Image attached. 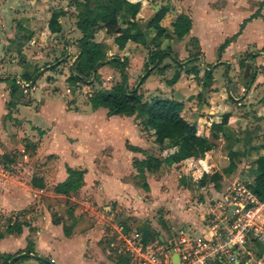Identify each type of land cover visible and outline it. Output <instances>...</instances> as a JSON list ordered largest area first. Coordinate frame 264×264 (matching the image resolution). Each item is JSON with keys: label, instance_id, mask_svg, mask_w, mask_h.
Listing matches in <instances>:
<instances>
[{"label": "crops", "instance_id": "0c3cea01", "mask_svg": "<svg viewBox=\"0 0 264 264\" xmlns=\"http://www.w3.org/2000/svg\"><path fill=\"white\" fill-rule=\"evenodd\" d=\"M129 1L141 3L136 18L143 19L146 23L161 7L152 5V2L156 0ZM181 2L186 3L187 10L174 9L171 3L163 5L168 11L160 25L171 32V24L175 18L179 14H185L191 18L189 32L181 38L173 35L172 38L166 39L157 38L155 31L150 29L154 48H171L172 42L176 40L181 50V58L177 59L189 61L188 66L195 65L199 70V77L204 76L205 70L209 69L213 72L218 64L225 63L229 69L232 65L238 72V80L233 81L232 106L225 101L214 102L216 98L211 95L208 102L209 108H203L208 115L206 117L208 127L203 136L210 140L212 139L211 124L219 123L224 114L229 116L221 134L213 140L214 147L202 156L177 162L165 168L160 174L145 172L149 189L144 190L134 183L137 172L132 163L133 159L141 160L147 155L163 157L172 153L175 148L168 147L167 153H163L165 149L163 150L162 146L155 142L152 131L141 124V116L138 120L132 119L136 113L131 116L123 114L109 116L104 107L91 108L92 112H90L71 108L65 103L61 108L64 113L62 116L79 117L84 121H80L79 125L67 126L59 116L49 110L46 111L47 107L43 105L41 97L36 104L35 100L30 104L19 101L15 96L20 89L13 95L10 94L13 79H0V157L5 155L13 160L14 154L18 162L24 165L22 173L10 175L0 173V229L8 219L17 218L25 223L19 234L5 235L0 238V254L14 255L24 250L28 242H32L34 254L45 257L54 264H137L133 258L121 253L119 246L113 245L116 244V239L121 233L134 236L141 242L143 227L146 225L157 233V237L144 246L153 249L163 264H178L177 248L186 246L180 241L193 243L197 239L218 241L223 238L209 212L214 208L218 211L223 194L235 179L255 175V159L264 154V142L260 145L256 144L260 141L257 138L261 136L252 137L253 132L260 135L264 129V13H257L258 8L255 10L256 6L252 5V11L248 16L238 19L237 26L229 35L221 36L216 47L217 62L213 65L205 60V52L201 45L202 38L198 30L200 22L210 24L206 18L207 12L199 19L195 15L194 0ZM227 4L216 5L218 11L214 15L211 14L216 25L222 26L225 23ZM149 6L153 7L154 12H149L147 9ZM62 10L65 11V9ZM255 13H257L256 16L244 24L240 34L219 53L218 49L222 42L237 33L242 21ZM65 16L66 14L61 16L59 22ZM74 28L78 36L79 30ZM99 33L102 34V39L99 41L102 42L108 54L120 53L121 58L128 60L130 65L128 72L137 61L142 66V56L135 54L131 48L136 50L137 46L145 43L146 36L144 42L128 41L120 50L113 42V38L106 36L104 30H100ZM109 40H112V47L109 46ZM192 40L199 49L195 54L189 50ZM167 41L170 43H166ZM236 42L242 44L238 51L239 56L248 52L254 54V58L243 60L239 57L234 64L227 61L238 53L232 52ZM72 46L77 48L76 43ZM112 49L116 53L112 52ZM184 54L187 57L183 59ZM188 55L194 56L188 57ZM164 59L157 68L159 73L156 71L160 77L162 74V77L157 79L158 83L151 87L149 85V78L153 75L155 68L147 79L148 92L156 91L159 88L157 86H160L165 88V91L173 93L183 82V86H186V89L192 92L191 94H197L198 88L202 85L197 84L183 71L174 84L167 83V80L179 68L173 59L172 62L163 65ZM73 60L74 58L72 62ZM199 62V66L203 65L204 69L199 68ZM210 65H212L211 68H208ZM186 66L184 65V68ZM168 70L171 72L169 73ZM166 73H169V77L165 78ZM163 80L165 85L162 84ZM128 84H131V79ZM212 84L214 81L209 85ZM69 88L72 86L69 85ZM195 88L196 92H194ZM214 88H216L215 85ZM35 89H38V86L37 88L35 86ZM153 97L160 96L154 94ZM8 103L11 104L8 105ZM99 111L105 122L102 125L92 122ZM245 111H255L252 114L254 117L257 116L261 123L255 131H249L250 136L246 143L237 133L241 128L236 127L242 122L241 115ZM36 117L39 118L35 119ZM200 120L202 122L203 117ZM231 134L234 136L233 139L229 138ZM252 139H256L255 145L249 143ZM241 140L244 143H241ZM227 143L228 147L235 152H243V146L247 148L243 157L233 160L234 166L230 163L228 156H226L228 160L226 165L220 166L218 163L223 151L222 147H226ZM129 146L138 148V151L131 150ZM250 155L256 158L249 162L244 161ZM67 168L84 171L82 184L75 190L65 193L56 192L55 187L68 177ZM215 172L220 175L217 180L210 177ZM204 174L207 177L202 181ZM34 179L37 184H34ZM224 188L226 190L223 191ZM64 224L67 226L68 233L64 230ZM195 235L198 237H194ZM34 254L31 253L27 259L13 262L11 259L9 263L40 264L33 257ZM175 254H177L176 263L174 262ZM208 264H264V242L254 240L245 245H232L229 249H224L217 257L210 259Z\"/></svg>", "mask_w": 264, "mask_h": 264}, {"label": "rangeland", "instance_id": "374dc122", "mask_svg": "<svg viewBox=\"0 0 264 264\" xmlns=\"http://www.w3.org/2000/svg\"><path fill=\"white\" fill-rule=\"evenodd\" d=\"M72 1L75 0H0V79L7 80L11 78L13 79V84L17 83V91L20 89V92L16 93L15 98L19 101L22 100V102L30 104L35 100L36 104L38 103V98L41 97L43 100V105L47 107L46 111L48 112L49 110L53 114L59 116L60 120L63 121L64 125L67 126L74 124L79 125L80 121H84L80 120L79 117L75 118L73 116L67 115L62 116L64 113L62 112L61 108L64 107L65 103L74 109L76 108L90 111L91 107L84 97V93L86 91H94L97 89L109 91L113 85L120 83L121 81L119 71L115 65L113 63H108L105 68L100 67L98 69L96 80L89 87L79 84L78 86L69 88L66 77L69 74V68L71 66L72 59L75 58L77 53V48L72 45L76 42L77 37L81 35L78 31L77 36L76 30L74 28L77 8H75L74 5H71ZM181 1L182 0H156L152 2V5H159L160 7L164 4L168 5L171 3V6H173L174 9L187 10L186 3ZM213 1V4L215 5L212 4ZM254 1L255 0H194V6L196 9L195 15L200 19V17H204V14H206L205 12H207L208 15H206V18L210 23L208 24L205 22L204 24L200 22V29H198L202 38L201 45L205 52V60L208 64H216V47L219 39L223 34L229 35V33L235 29V26H237L236 21L238 19L248 16V14L252 11V5L256 6L255 10L258 8L257 13H264V0H259L258 2ZM188 2H193V0H188ZM222 4H227L225 7L227 18L225 23L220 26L214 23L212 20V15L218 11L216 5L221 6ZM58 9H65L66 16L60 21L62 30L59 33L52 34L49 31L47 24L52 11ZM147 9L149 12H154L152 6L147 7ZM138 21L145 33L146 41L135 48L137 51L131 48L135 54L142 56V66L137 61V63L132 65L130 72H128V67L130 68V65L128 60L125 58V65L127 66L125 72L127 78H129V80L131 79V84H129L130 87L134 86L137 80L142 75H144L148 54L155 46L152 38H150V29L145 26L146 21L143 19H138ZM99 32L100 31H98L95 35L96 41L102 39V34ZM106 36L108 37L107 34ZM111 41L112 40L108 41L110 42V47L113 45ZM193 41L194 40L190 42L189 50L195 54L199 49H197L196 44ZM176 42V40L172 42L173 46L176 48L171 46L170 49L177 56V58L180 59V45L176 44ZM166 43H170V41H167ZM241 46L242 44H237L236 42L232 52H238L241 49ZM175 49L177 50L175 51ZM112 52L116 53V51L113 49ZM119 54L109 55L120 57ZM250 55V53L246 52L239 56L238 52L236 55H234L235 57L228 59L227 61H230L231 64H234L237 63L239 57L243 58V60H246L251 58ZM182 56L183 59L187 57L185 54ZM189 56L190 55H188V57ZM172 61V58L168 56L164 59L163 65ZM199 65L200 62L198 63V66ZM158 67H154L155 70L153 75L151 76L149 74L146 77L144 82L139 86L138 92L141 93L144 101H150L154 94L160 96L158 98L173 97V99L183 101L184 108L182 115L189 122L196 124L198 134L204 135L206 133V128L208 127L206 117L208 115L206 112H204L203 108H209L208 102L210 101L211 95L216 98L215 101L213 100L214 102L219 103L220 101L223 103L225 101L226 104L232 106L231 93L234 91L233 81L236 79L238 80V72L234 70L232 65L229 69L227 63L218 64L212 72L213 78L210 83L214 81V84L209 85L210 83H208L209 86L207 85V88L203 84H200L202 86L198 88L199 92L197 94H191L192 92L190 90L188 91L186 86H183V82L182 84H179L177 91L173 93H170L171 91L168 92V90L165 91V88H160V86H157L159 88H157L156 91L148 92L146 89L148 85L147 83L150 81L149 85L151 87V85L158 83V77L159 79L162 77V74L161 77L159 76L160 74L157 75V72L159 73V69H157ZM174 67L175 65L173 68ZM200 67L201 66H199V68ZM201 68L204 69L203 65ZM168 71L169 73L171 72V70ZM169 73H166L165 78L169 77ZM25 75L27 77L32 75V80L29 81L28 78L25 79ZM149 76L151 77L149 78ZM148 78L149 81L147 82ZM185 82L186 79L184 84ZM193 83L196 85L195 82ZM162 84H166L164 80ZM214 85L216 88H214ZM35 86L36 88L38 86V89H35ZM203 90H206L204 98H202V95H200ZM194 92H196V88ZM224 98H226V100ZM252 113L254 114L255 111L243 112L241 115L243 120L239 126H236L237 128H241V130L237 133L239 134L240 139L243 138L242 140L245 141V143L249 139V131H255L257 129L256 127L261 124L258 121L259 118H257V116L254 117ZM102 116L103 115L99 111L96 118L93 119L92 122H95L96 125L104 124L105 122L104 119H102ZM140 116L141 115L139 113H136L132 119L138 120ZM202 117L203 121L201 122L200 118ZM38 118L36 117L35 119ZM86 122L88 123V121ZM230 136L231 137L229 138L233 139V134ZM253 136H261L260 138H257V140L260 141L256 142V144L260 145V143L264 142V129L260 135H256L253 132L252 137ZM243 141L241 143H244ZM254 141H256V139H252V141L249 143L253 145L255 143ZM167 145L168 143L165 142V144L162 146V149H165L163 153L166 152V149L168 148ZM217 146H219V143H217ZM222 148L223 151L218 161L220 166L226 165V163H228L226 157L229 149L228 143L226 144V147ZM243 148V152L247 150V148L244 146ZM13 157H15V159L11 160L9 164L11 170L10 174H16L18 172L22 173L24 171V165H22L21 162H18L16 155L14 156L13 154ZM255 158L256 156L250 155L247 157V159H244V161L247 160L249 162ZM1 161L2 160H0V163ZM254 177V175L249 177L243 176L242 178L238 180L235 179L234 181H243L246 183L248 179L253 180ZM224 190L226 189L224 188L223 191ZM194 237L198 236L195 235Z\"/></svg>", "mask_w": 264, "mask_h": 264}, {"label": "trees", "instance_id": "16d2710c", "mask_svg": "<svg viewBox=\"0 0 264 264\" xmlns=\"http://www.w3.org/2000/svg\"><path fill=\"white\" fill-rule=\"evenodd\" d=\"M77 8L75 14V27L80 31L81 35L76 40L78 52L71 63L69 74L66 78L67 83L72 86L86 85L89 87L97 76V71L105 64L113 63L119 71L120 83L111 87L109 91L104 89L88 90L84 93V97L92 109L104 107L107 109L109 116L115 114H123L127 116L139 113L141 115V124L155 135V142L159 146L168 143L169 148H175L172 153L164 157L147 155L144 159H133V166L136 169L134 183L144 190H148L145 172L160 174L167 167L180 162L190 157H199L208 152L214 147L213 140L217 139L221 134L223 127L228 122V115L224 114L219 123H212L210 126L211 140L197 133L195 123H191L182 115L184 108L183 101L172 98L153 97L150 101H144L142 95L138 92L139 86L144 82L154 67H158L162 60L166 57H171L179 70H176L173 76L167 80L168 84H174L180 77L181 72H185L190 78H193L197 84H203L205 87L212 81V71L205 70L204 76L199 77V70L195 65L188 66V62L177 59L170 48L160 49L159 47L152 49L145 64L144 75H142L134 86L128 84L127 75L125 72V58L118 56H110L103 48L102 42L96 41L95 35L98 31L104 30L108 36L113 38V42L121 50L125 47L128 41L144 42L145 33L141 28L137 13L140 10L141 3L131 2L129 0H75L72 4ZM168 9L161 6L155 15L145 23L148 29H153L157 38L170 39L172 36L178 38L183 37L191 28V18L185 14H179L171 24L172 31L168 32L166 28L160 25L162 18ZM64 10L55 11L51 14L47 27L53 34L61 31L59 18L65 15ZM244 19L239 26V30L232 37L226 38L220 45L218 52L220 53L224 47L236 36L240 34L244 24L249 22L256 16ZM194 56V55H192ZM190 56V57H192ZM254 58V54L250 55ZM184 65H187L184 68ZM212 65L208 66L211 68ZM25 79L32 80V75L24 76ZM250 77L249 82L251 81ZM17 90V85L13 84L10 87V94L13 95ZM201 95V94H200ZM11 103H8L10 105ZM133 151L138 148L129 146ZM245 152V151H244ZM244 152H235L228 149L227 156L230 163L234 166V159L243 157ZM5 164H10L11 160L7 156L0 157ZM255 177L250 185L253 194L257 199L264 200V154L255 159ZM67 179L55 187L56 192H68L75 190L82 184L83 170L67 168ZM207 175L202 176V181ZM211 179L217 180L220 175L218 172L213 173ZM34 184L35 179L33 180ZM37 184V183H36ZM25 223L19 219H8L6 224L0 229V238L5 235L19 234ZM64 230L68 233L67 226L63 225ZM157 237V233L148 226L143 227V236L141 242L143 245ZM34 254L32 242H28L24 250L19 251L14 255L0 254V264H12L13 261L27 259L30 254ZM33 257L40 264H54L49 259L37 256ZM12 260L11 263L9 261Z\"/></svg>", "mask_w": 264, "mask_h": 264}, {"label": "built area", "instance_id": "2783aa9c", "mask_svg": "<svg viewBox=\"0 0 264 264\" xmlns=\"http://www.w3.org/2000/svg\"><path fill=\"white\" fill-rule=\"evenodd\" d=\"M10 171V165L1 161L0 173L10 175ZM250 180L246 183L234 181L223 194L218 211L214 208L209 212L223 238L218 241L197 239L193 243L180 241L186 246L177 248L178 264H208L210 259L232 245H245L254 240L264 242V200L253 194ZM115 245L137 264H163L153 249L145 247L134 236L121 233Z\"/></svg>", "mask_w": 264, "mask_h": 264}, {"label": "water", "instance_id": "95a60500", "mask_svg": "<svg viewBox=\"0 0 264 264\" xmlns=\"http://www.w3.org/2000/svg\"><path fill=\"white\" fill-rule=\"evenodd\" d=\"M205 93H206V90H203V91L201 92L202 98H204ZM200 106H201V105H200ZM199 108H200V107H199ZM176 259H177V254H175V257H174V262H175V263H176Z\"/></svg>", "mask_w": 264, "mask_h": 264}]
</instances>
